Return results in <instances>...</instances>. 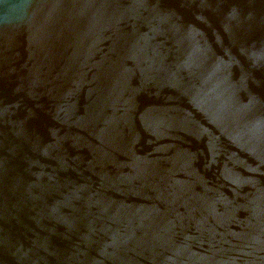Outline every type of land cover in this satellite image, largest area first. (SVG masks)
<instances>
[{
  "label": "water",
  "instance_id": "obj_1",
  "mask_svg": "<svg viewBox=\"0 0 264 264\" xmlns=\"http://www.w3.org/2000/svg\"><path fill=\"white\" fill-rule=\"evenodd\" d=\"M0 264H264V0H0Z\"/></svg>",
  "mask_w": 264,
  "mask_h": 264
}]
</instances>
